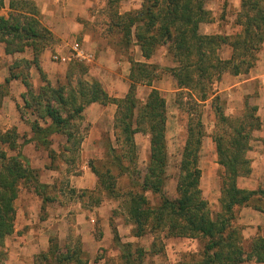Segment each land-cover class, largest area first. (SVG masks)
Instances as JSON below:
<instances>
[{
    "label": "trees",
    "instance_id": "obj_1",
    "mask_svg": "<svg viewBox=\"0 0 264 264\" xmlns=\"http://www.w3.org/2000/svg\"><path fill=\"white\" fill-rule=\"evenodd\" d=\"M139 1L137 10L122 15L112 12L108 28L122 37L120 42L125 47L132 45L134 37L141 56L146 60L152 58L159 47L166 46L168 56L176 64L175 67L162 69V72L172 76L180 89L177 106L187 115L186 138L173 199L167 198L164 193L169 166L165 99L155 89H151L143 103L135 97L137 85L150 87L159 78L157 67L131 61L129 91L119 100L110 97L98 82L83 79L87 70L83 64L70 66L66 82L53 87L38 62L39 55L50 44V34L39 23L33 3L12 0L7 16L0 15V43L4 44V51L9 55L30 49L33 60L14 61L9 66L4 84L6 88L12 80H19L23 84L26 91L21 95L22 104L16 108L20 120L29 126L32 133L28 141L46 149L52 162L58 159L67 172L78 159L84 109L92 103L115 104L117 110L113 130L116 147L108 146V167L104 171L91 166L99 185L97 191L89 192L88 197L104 192L109 197L119 198L112 169L119 175H129L133 187L140 189V193L128 191L121 196L124 210L134 226L135 237H153L151 253L155 252L156 242L164 233L166 237L202 240L200 252L191 254L188 260L182 258L177 264H242L247 257L241 246L239 230L234 227L237 211L251 207L264 213V188L246 190L237 186L238 178L251 173L246 154L253 133L260 129V119L256 115V108L247 103L243 116L229 117L224 113L225 102L219 103L218 96L211 101L217 127L212 138L217 163L223 170L220 213L214 215L200 189L198 162L205 132L198 102L211 97L212 85L225 73L245 74L254 67L256 55L264 43V0H240V12L235 23L241 27V32L233 39L200 33V25L210 21L205 9L206 0ZM3 8L4 0H0V10ZM225 43L231 46L232 54L228 60H221L218 50ZM32 66L39 71L43 83L37 91L32 89L29 82ZM74 73L78 77L73 85L70 79ZM183 93H186L187 101L183 100ZM3 97L4 94L0 93V109ZM219 125L225 128L224 132L217 133ZM57 134L66 138L59 154L49 149L51 136ZM136 134L149 135L150 151L141 180L138 175L134 177L135 171L132 170L137 164ZM17 140L14 129L0 133V144L6 145L11 152H17ZM124 161H127L128 167ZM50 187L40 182L38 171L30 166L24 156L17 153L7 157L0 148V241L14 232V202L21 188H33L42 202L51 203L53 198L47 193ZM69 191L71 195L76 193L73 189ZM80 193L81 197L87 192ZM144 193H151L158 198V203L152 206ZM91 202L94 205L99 200L96 198ZM115 243L121 251L123 264L143 263L145 253L142 249L121 244L116 234ZM48 244L46 251L35 257L33 264L88 263L78 242L74 246L67 244L60 248L57 238L51 237ZM251 244L249 256L258 264H264V237L258 236ZM6 260L5 253L0 250V264H6Z\"/></svg>",
    "mask_w": 264,
    "mask_h": 264
},
{
    "label": "crops",
    "instance_id": "obj_2",
    "mask_svg": "<svg viewBox=\"0 0 264 264\" xmlns=\"http://www.w3.org/2000/svg\"><path fill=\"white\" fill-rule=\"evenodd\" d=\"M11 1L12 0H4V8L0 10V15L5 17L7 16V13L9 11V4ZM13 1H19V0H13ZM21 1H27L33 3L37 11V17L39 23L50 34L51 46L55 44H62V43L64 44L66 40H70L71 38H76L80 42L73 41L71 44L78 43L81 47L85 48L86 50H88L89 48L95 53V62H94L95 66H93L91 70L88 71L86 70V73L83 75V79H85L84 78L85 75L89 73L93 78H95V80H91L88 82H93V81L98 82L103 87V89L105 88L107 91H109L110 93L109 96L114 99L117 100L123 99L129 91V87H130L129 74L131 70V61L146 63L150 66L157 67L160 70L165 68H172L176 66V64L173 62L172 59L170 63L168 62L169 60H168L166 46H161L156 51L157 54L159 53L158 55H160L161 60L158 64H154L152 63V58L146 60L141 56V51L139 47L135 44L134 37H132V45L129 47H125L124 43L122 42L120 46L113 45V43H115L116 37L106 36V35L104 37H99L97 33L93 32V26H94L93 20L95 19L96 16L95 10L98 9V4H97L98 0H21ZM124 1L125 0H105L107 7L111 9L109 13V17L112 12H117V14L122 15L125 14L126 12L134 11V10H129V11L127 10L126 12L121 13L120 11H117L115 9L114 4H120ZM136 1L140 3L139 0ZM229 2L231 5H228V8L226 9V14H224V16L221 14L216 15L219 16L220 17L219 18V17H214L215 16L214 15L212 17L213 22L211 24L208 22L209 24L207 25H209V29H208L209 32L207 33V35H221L227 37L228 39H233L241 32V27L235 23L236 17L240 12V0H233ZM113 9H115L116 11ZM227 20H229V23L227 22ZM220 23L229 24L227 27L223 29L222 33L216 32V27H218ZM109 24L110 21L107 24V28L109 27ZM211 26H213L214 31H212ZM120 38L122 39L121 36ZM0 44L4 45L3 43ZM262 46L264 47V43L262 44ZM129 49H131V52L133 53L132 54L133 57L131 54H128L127 56L125 55L126 52L129 51ZM50 52L52 54V49ZM61 54L66 55V53L63 52H61ZM231 54H232V48L228 43L221 45L220 49L218 50V56L221 60H228L231 57ZM16 55L24 56L23 58H19L17 60L20 59H25L28 61L33 60V54L28 49L21 54L20 53L19 54L16 53L13 55L5 54L4 58L8 61V60H12V58H16ZM29 55L31 56V58L29 57ZM256 57L257 60L255 62L256 63L255 66L251 68L247 73L239 74V75H232L230 73H225L219 81L215 82L212 85L213 94L211 95V97L204 102L197 101L200 106L199 110H200L201 122L204 126V132H205V135L201 141V151H200V153L203 156L200 161L201 163L202 162L203 163L201 166L198 164L199 169L202 171L204 169L203 164L205 162L204 155L207 152H211V153L213 152L214 155V160H213L214 164L212 165V162L209 161V164L211 162V167L214 168V166L217 167L218 165V167L221 168L217 163V155H215L216 146L212 138L213 134H211L209 131L210 128L212 127L211 126L212 123L210 124V119H212L213 116L215 117L211 106V101L215 96L222 95L224 97V102H225L224 110L226 112V116L229 117L233 115L235 112L242 110V106L245 105L247 101L250 103V105L256 108L257 110L256 115L259 117L261 124H260V129L253 133V137L257 139L255 143L258 144L259 150L260 149L263 150L264 148L262 142L260 143V141L264 140V54L261 55V53H259L258 55L257 53ZM39 66L43 74L46 76V79L49 81L48 78L50 77H49V73L46 71V67H45L46 65H44V61L43 63L41 62V64L39 62ZM65 66H66L65 69L66 71L64 74V78H66L69 75V68H70L69 64H62L54 61L51 62V77L55 75V72L57 70ZM29 74H31V77L34 76L35 74H38L40 78L39 71L34 66L30 68ZM46 74L48 75V77ZM105 74L110 75L115 81L111 83H107V81L105 80ZM7 76H8V70L5 78ZM155 81H153L150 87L146 85H142V86L149 89V91H151V89L158 90L165 99L166 109H168L169 97L174 98V95L178 94V92H180V89L176 87V83L174 79L168 73H166V75L164 74V76L158 78ZM49 83L51 84L50 81ZM19 86H23V84L19 80H12L10 81L7 89L10 91V88L13 87L19 88ZM7 96L8 94L2 98L1 109L3 108V104H4L3 102ZM181 96H183L184 101H187L186 93H183V95ZM13 104L14 103L10 101V106H11L10 114L14 116L15 121L21 122L17 108H16V112L12 111L14 106ZM108 106L114 107L116 112L117 107L115 104L102 105L99 103H92L88 105L83 111V121H84V116H86L85 117L86 120H90L91 115H93L92 112L95 113L93 117L97 116L100 112L104 113L105 108ZM113 121H114V116H113ZM95 122H97V120ZM206 127L208 131L205 129ZM82 128L80 132L82 141L79 146L78 155H80V153H83L87 147V142L86 139L84 138V131L82 132ZM102 133L106 134L105 136H107V139L110 142L109 147L115 148L116 145L115 142H113L115 140L114 130L112 129L111 131H104ZM94 134L96 133L91 134L90 137L96 136ZM112 139L113 141H111ZM28 140L24 143L25 145L22 148L23 149L22 152L19 147L17 152H12V153H14V155L20 153L22 156H26V157L29 156L30 166L36 169L37 171L39 170L41 176L40 182L51 186V192H52L51 197L53 198V202H51L50 204L56 205V208H58L57 212L64 214L63 215H59V213L57 214L53 213V215L50 214L47 220L48 222H50L48 228L40 227V226L39 227L31 226L25 228L24 231H21L23 238L21 239V241L15 242L14 246L10 248L11 249L9 253L11 258L10 264H30L29 256L34 255L40 250L46 251L49 245L48 238L50 234L51 236L54 235V237L57 238L58 246L60 248H64L66 243L71 242L70 238L68 237V234H69V227H71L72 224H74L72 226H74L77 229L78 236L83 238L85 236H91L90 227L93 222L94 216H97L98 218L102 219L101 226H103L102 231H103V235L105 236L106 233L105 222H107L106 221L107 214L110 211L113 212V210L116 209V207L110 206L107 203H103V200L106 198L104 192L96 193L99 200L97 204L93 205V203L88 199L89 192L95 191L99 185L98 178L93 173V170H91L90 165L86 163L85 165L80 164L77 159L76 167H79L80 170H83V174L75 177L73 175L74 174L73 172L76 171V167L72 168L69 172H67L65 165L61 161L57 159L55 162H52L49 156H47L42 161V163H40L41 165H37V163L35 162V158L37 157L39 152L31 153L29 151V147L31 144H33V142H29ZM51 140H52V145L50 146L49 149L53 150L56 154H59L60 147L63 144H65L66 138L62 135L57 134V135H52ZM253 142L254 141L252 139L250 141V145ZM250 145L249 147H251ZM40 148L44 149L42 147H39V149ZM251 154L252 152L249 153V159H251L250 158ZM261 154L264 155V151H261ZM58 163L60 164V166H58ZM254 164L255 166H257V161ZM252 166L253 163L251 167ZM263 168L264 166L262 167V169ZM46 176L48 177L50 176L51 179L53 178L54 179L51 181L44 180ZM61 176L64 178L67 177V179L69 178L70 184L74 185V187H72L71 185L68 186L67 185L68 183H64V180L59 181L60 183L57 186L56 184L57 180L60 179ZM204 178H205L204 174L201 173L200 189L202 191H203L202 184L206 179ZM241 185H242L241 187L242 189H248V190L254 189L248 186L247 183L245 184L243 183ZM71 189L73 190L75 189L77 192L72 195L73 196L72 199L78 200L79 202H77V206H73V203L71 202L70 206L71 207L73 206V208L69 207L65 209L64 207H62L60 200L63 199V196L67 195V193ZM53 191L55 192V195L53 194ZM82 191H85L87 193L84 194V196L80 197L81 194L80 192ZM74 196H77V199ZM203 196L205 199L210 197L206 192L203 193ZM110 198L111 199L113 198L115 200L121 199V197L119 198L110 197ZM82 204L83 206L85 204L89 208V210H85L84 208H82ZM126 217L128 218L127 214ZM238 217H239L238 223L242 227H244L242 236L243 235H245L246 237L249 236V242H250V245H248L247 250L245 251L247 258L242 264H258L253 257L249 256V254H250L252 241L256 239L258 236L264 237V213L255 211L251 207H243L241 208ZM22 222L23 225L31 224V220L29 221L23 220ZM133 227L134 226L130 221L128 226H123L122 228L124 232L123 234H127L128 238L125 239L127 241L126 243H122L120 240H118L121 244H133L134 240L139 239V237H135V235L133 234ZM114 229L116 231L115 234L119 233V226H117L116 228L114 227ZM15 234L18 239L21 238L20 236H18V229L15 230ZM145 236H149V235H145ZM81 241H77V242L80 244V247L82 249L80 243ZM114 241H115V236H114ZM21 243H23L22 247L20 246ZM22 249L23 252L21 253L24 254V258L23 259L16 258V260H14L15 258L14 255L15 254L18 255V250H22Z\"/></svg>",
    "mask_w": 264,
    "mask_h": 264
},
{
    "label": "rangeland",
    "instance_id": "obj_3",
    "mask_svg": "<svg viewBox=\"0 0 264 264\" xmlns=\"http://www.w3.org/2000/svg\"><path fill=\"white\" fill-rule=\"evenodd\" d=\"M21 1V0H19ZM229 1L233 0H206L205 3V9L208 11L209 16H210V21L209 23L211 24L212 17H219L216 15H223L226 14V9L228 8V5H231ZM98 9L95 10L96 16L95 19L93 20V32L97 33L99 37H104L106 36H113L116 37L115 43L113 45L120 46L121 44V38L120 35L117 34L116 32L111 33L109 29L107 28V24L110 21L109 13H110V8L107 7L105 0H98ZM114 7L117 11H120L121 13L126 12L127 10H136L140 7V3L137 2L136 0H125L124 2L120 4H114ZM113 9V10H115ZM115 10V11H116ZM94 12V13H95ZM220 18V17H219ZM226 22V21H225ZM229 23V20H227ZM204 23L200 25V33L207 35L209 32V24ZM228 23H220L218 27H216V32L222 33L223 29L227 27L229 24ZM212 31H214L213 26H211ZM73 37V36H72ZM73 41L80 42L76 38H71L70 40H66V42L63 44H55L52 45L49 44L47 48L39 55L38 57V62L43 63L46 65V71L49 73V81L51 82V85L53 87L57 86V84H63L67 80L64 78L65 74V67H61V69L57 70L55 72V75L51 77V62H53L51 55L54 52H58L61 54V52L66 53V55L69 54L70 52V45ZM5 46L0 44V93L4 94L6 96V99L4 100L3 108L0 110V133H4L8 130L14 129L16 132V135H18V140L17 144L18 147H20V150L22 152V148L25 145L24 143L28 140L31 139L32 133L29 129V126L23 123L22 121L18 122L15 121V118L11 112V106H10V101H12L14 104L12 111L16 112V107L17 105L22 104L21 100V95L22 93H25L26 89L24 86H19V88L13 87L10 88V91L6 88L4 84V78L7 74V70L9 69V66L13 61H16L19 58H23L24 56L22 55H16V58H12V60H6L4 58V55L6 54L4 51ZM123 48V47H121ZM51 49H52V54H51ZM30 52L31 50L28 49ZM88 50L93 54V61L90 63H84L87 67V71L91 70L95 62V53L88 48ZM5 53V54H4ZM24 53V52H23ZM32 53V52H31ZM261 53V55L264 54V47L261 46L260 51L258 52ZM19 54V53H18ZM21 54V53H20ZM128 54H133L131 52V49L126 52V56ZM159 54V53H158ZM157 53L154 54V57H152V63L158 64L160 62V55ZM158 55V56H156ZM28 56V55H27ZM31 58V56L29 55ZM133 57V55H132ZM16 59V60H15ZM168 62L170 63L172 60L168 56ZM163 61V60H162ZM69 66H75L80 63L77 62H70L68 63ZM256 64V63H255ZM255 66V65H254ZM43 69V68H42ZM44 70V69H43ZM50 71V72H49ZM88 73V72H87ZM166 75L165 72H162V70L157 71V75H159V78L162 76ZM47 75V74H46ZM48 77V75H47ZM78 77V74H73L71 77L70 81L74 85L75 79ZM85 80L91 81L95 80L89 73L85 75ZM105 80L107 83H111L115 81L110 75L105 74ZM29 82L31 83L32 89H35L37 91L41 86H43V83L41 79L39 78L38 74H35L34 76L31 77V74H29ZM157 82V81H155ZM105 89V88H104ZM105 91L110 94L109 91L105 89ZM149 89L142 85H137L136 90H135V97L138 101L143 103L149 94ZM127 95V94H126ZM125 95V96H126ZM163 97V96H162ZM178 94L174 95V98L169 97L168 99V109H166V115H167V133H166V139H167V150H168V155H169V166L167 170L168 174V180L164 188V193L165 196L169 199H173L176 194V187H177V172H178V166L180 162V157H181V151L183 149V145L185 142L186 138V126H187V116L178 108L177 106V99H178ZM219 103L224 102V97L222 95H219ZM10 101H9V100ZM248 105L250 103L247 101ZM245 105L242 106V110H239L235 112L233 115L230 117H237V116H243L246 109L244 107ZM252 106V105H250ZM115 112L114 107H106L103 112H100L97 116H94V112H92L93 115H91L90 120H86V116H84V121L83 125H81L82 132L84 131V138L86 139L87 142V147L86 150L83 153H80L78 155V161L80 164L85 165L88 164L90 166L95 167L97 170L100 172L104 171L106 167H108V151L107 148L110 146V142L107 139V136H105V133H102L104 131H111L113 129L114 121H113V116ZM91 113V112H90ZM224 113L226 115V112L224 110ZM210 118V117H209ZM97 120V122H95ZM212 123V127L210 128V133L214 134L216 130L215 128L216 125V118L213 116L212 119H210V124ZM44 125L43 123H41ZM210 126V125H209ZM80 128V132H81ZM207 131V127L205 128ZM225 128L222 125H219L217 133H222L224 132ZM96 133L94 135L96 136H91V134ZM149 135H144V134H138L135 135L134 137V143L136 147V156H137V164L134 169L135 174L134 177L138 175L140 180L142 178V175L144 174L146 163L148 160L149 156ZM253 143L250 145L249 150L246 154L247 159L250 161V168H251V173L246 176V177H241L237 179V186L239 188L242 187L241 184L247 183L248 186L251 188H254L252 190H256L258 188H264V155L261 154V151L259 150V146L255 141V137L252 138ZM113 141V139L111 140ZM115 142V140L113 141ZM262 142V145L264 146V140L260 141ZM39 147L42 146H37V144H31L29 147V151L32 152H39L37 157L35 158V162L37 165H41L42 161L48 156V152L46 149H39ZM0 148L6 152L7 157L14 156V153L10 152V149L6 145L0 144ZM43 148V147H42ZM252 152L251 154V159H249V153ZM126 154V153H123ZM215 154V153H214ZM216 155V154H215ZM28 162L30 163L29 156H24ZM202 154L200 153L199 157V162L198 164L201 166V158ZM216 158V157H215ZM203 160V159H202ZM214 155L213 152H207L204 155V169L201 171V173L204 174L205 181L202 184L203 191L202 193L206 192L210 197H208L206 200L208 201L209 207L211 209V212L215 215L217 213H220V205H219V196H220V189H221V175L223 173L222 168H219L218 165L217 167L214 166V168L211 167V162L212 165L214 164ZM209 161L210 164H209ZM253 166L251 167L252 163ZM257 161V166H255V162ZM201 163V164H200ZM260 163V164H259ZM124 164L126 167H128L127 161H124ZM46 165V164H45ZM58 166L60 164L58 163ZM77 164L74 166L76 167ZM73 167V168H74ZM39 173V170H38ZM74 177L75 176H80L83 174V170H80L79 167H76V171L73 172ZM112 174L115 177L116 180V192L117 195H125L126 192L128 191H138L140 193V189H136L133 187L131 183V178L129 175H119L115 169H112ZM54 179V178H53ZM51 177L46 176L44 180H53ZM39 180H41V176L39 173ZM64 183H68L67 185L70 184L69 178L67 177H60V179L57 180V186L59 185V181H63ZM242 180V181H240ZM240 181V182H239ZM243 182V183H242ZM240 183V184H239ZM74 187V185H71ZM242 189V188H241ZM33 188H21L19 192V196L17 200L14 202V208H15V219H14V232L11 236L4 238L2 241H0V250L3 251L6 255V264H10L11 258H10V248L14 246V243L17 241H21L22 237V232L24 231L25 228L27 227H46L48 228L49 223L47 220L49 218V215H53V213H59L57 212L58 208H56V205H52L50 203H45L42 202L41 198L37 196L33 192ZM55 190V189H54ZM248 190V189H246ZM74 191H76L74 189ZM47 193L51 195V187L48 189ZM77 193V192H76ZM46 194V191H45ZM53 194L55 195V192L53 191ZM147 200L151 205H156L158 203V198L153 197L151 193H144ZM106 198L103 200V203H107L110 206L116 207V209L110 211L107 214V222H105L106 226V233L105 236L103 235L102 227L101 226V218H98L97 216H94L93 222L91 224V236H85L80 237L78 236L77 229L71 225L69 227V234L68 237L70 238V246H74L77 241H81V246H82V252L85 253V256L88 260V264H123L121 261V251L119 247L116 245L114 241V236H115V229L117 226H119V233H116L117 236L116 238L120 240L122 243H126L127 241L125 239L128 238L127 234H123V226H128L129 220L126 217L125 210H124V205H123V198L115 200L111 199L107 194ZM77 199V196H74ZM73 196L71 195V192L69 191L67 195L63 196V199H61V205L62 207L69 208L71 207L70 204L71 202L73 203V206H77L78 200L72 199ZM92 199H98L96 194H91ZM91 198L90 201H92ZM85 201V199H84ZM82 202V201H81ZM73 206L71 208H73ZM82 208L85 210H89V208L84 204H82ZM241 209L237 211V217L234 222V227H236L239 230V233L242 237L241 239V246L244 250V252L247 250L248 245H250L249 242V236L246 237L245 235L242 236L244 227H242L238 223V215ZM72 211V210H71ZM70 213V212H69ZM64 213H59V215H63ZM105 215V214H104ZM23 220L29 221L31 220V224H26L23 225ZM70 221V219H69ZM18 229V236L21 238L18 239L15 230ZM51 237H54V235L49 236L48 239ZM68 238V239H69ZM153 242V237L152 236H144L142 238H139L138 240H134V243L131 244L133 248H139L142 249L145 253L143 257V263L142 264H177L178 262L181 261L182 258L186 257L188 260L191 256V254H197L198 252L201 251L202 249V240H197V239H188V238H177V237H166L164 233L160 234L159 240L156 242V248L154 249L155 252H150V247ZM21 243V247H22ZM23 252L22 250H18V255H14V260L16 258H24V254L21 253ZM43 250H40L39 252L35 253L34 255L29 256V263L33 264L35 257L43 253ZM13 261V260H12Z\"/></svg>",
    "mask_w": 264,
    "mask_h": 264
},
{
    "label": "built area",
    "instance_id": "obj_4",
    "mask_svg": "<svg viewBox=\"0 0 264 264\" xmlns=\"http://www.w3.org/2000/svg\"><path fill=\"white\" fill-rule=\"evenodd\" d=\"M70 52L68 55H62L58 52H54L51 58L54 62L68 64L70 62H77L80 64L90 63L93 61V54L81 47L78 43H73L69 47Z\"/></svg>",
    "mask_w": 264,
    "mask_h": 264
}]
</instances>
